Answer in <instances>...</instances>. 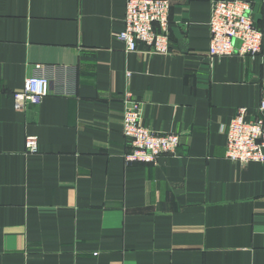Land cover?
Masks as SVG:
<instances>
[{"label":"crops","instance_id":"0c3cea01","mask_svg":"<svg viewBox=\"0 0 264 264\" xmlns=\"http://www.w3.org/2000/svg\"><path fill=\"white\" fill-rule=\"evenodd\" d=\"M170 1L154 54L118 38L127 0H0V264H264V162L226 157L237 111L264 116V41L213 57L214 0ZM41 72L52 93L16 109ZM127 91L145 126L180 135L175 154L127 161Z\"/></svg>","mask_w":264,"mask_h":264},{"label":"built area","instance_id":"2783aa9c","mask_svg":"<svg viewBox=\"0 0 264 264\" xmlns=\"http://www.w3.org/2000/svg\"><path fill=\"white\" fill-rule=\"evenodd\" d=\"M170 0H127L125 26L118 34L128 52L142 47L149 53L167 54L170 51ZM211 38L209 54L222 57L239 53L257 56L262 53L264 33L252 16V3L248 0H214L209 22ZM235 41L240 42L238 49ZM41 69V67H38ZM51 78L44 72L31 75L22 90L14 93V107L23 109L29 104H40L52 93ZM61 93L66 94L65 90ZM264 111V100L261 103ZM123 133L132 146L126 155L128 162L157 163L175 154L180 135L157 132L143 123L142 102L130 91L124 96ZM226 157L247 163L264 162V116L247 118V108H240L226 127ZM28 154L39 152V139L28 135L25 139Z\"/></svg>","mask_w":264,"mask_h":264}]
</instances>
